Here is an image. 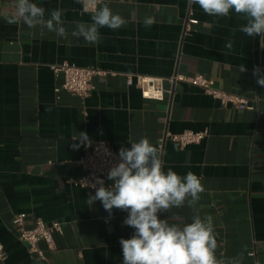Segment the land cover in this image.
I'll return each instance as SVG.
<instances>
[{
  "label": "crops",
  "instance_id": "crops-1",
  "mask_svg": "<svg viewBox=\"0 0 264 264\" xmlns=\"http://www.w3.org/2000/svg\"><path fill=\"white\" fill-rule=\"evenodd\" d=\"M34 2L46 18L52 9L65 10L68 38L6 22L2 14L14 13L13 0H0V241L8 254L0 264H122L119 241L134 229L123 223L127 212L113 209L110 216L100 201L89 205L90 195L75 185L86 142L81 132L117 152L147 137L158 147L164 171L193 172L205 189L194 206L186 201L160 218L190 223L197 212L211 215L218 259L243 252V264H264V86L254 75L255 68L264 74V37L240 32L246 21L234 11L212 17L191 0H104L127 23L101 28V39L90 44L71 35L73 21L90 22L83 3ZM146 17L154 19L151 26H145ZM190 18L198 23L188 29ZM64 62L107 75L94 77L85 99L56 93L64 80L51 66ZM127 75L163 78L170 92L162 101L145 99L136 84H127ZM177 75H203L254 109L223 106L200 87L173 83ZM185 131L207 136L182 147L170 135ZM19 213L27 214L28 226L37 218L62 223L57 248L41 244L47 263L19 240L13 224Z\"/></svg>",
  "mask_w": 264,
  "mask_h": 264
},
{
  "label": "clouds",
  "instance_id": "clouds-1",
  "mask_svg": "<svg viewBox=\"0 0 264 264\" xmlns=\"http://www.w3.org/2000/svg\"><path fill=\"white\" fill-rule=\"evenodd\" d=\"M78 2L84 3L85 0ZM191 3L199 5L212 17H228L234 11L246 21L239 27L240 32L248 37H264V0H191ZM87 4L95 6L90 13V22L73 21L72 36L95 44L101 39V28L117 30L126 25L125 18L114 13L104 0H87ZM87 4L85 12L89 11ZM13 6V14H2L6 22H22L28 28L42 26L57 37L68 38L64 9H52L46 18L45 8L34 0H13ZM153 23L152 17L144 20L145 26ZM232 46V40L225 44L228 49ZM254 75L257 83L264 86V74L259 68L254 69ZM78 135L88 141L87 133ZM128 143L131 147L121 146L119 162L107 173L112 185L105 187L104 180L97 178L91 185L95 194L86 200L91 206L100 201L110 216L113 209L128 213L123 223L133 228L134 233L119 241L122 264H243V252L228 260L217 258V233L211 215L201 217L197 212L190 223H170L169 217L160 218L161 212L181 208L186 201L189 206H194L205 190L202 177L193 172L182 176L171 168L164 171L159 149L147 137ZM73 147L78 146L74 144Z\"/></svg>",
  "mask_w": 264,
  "mask_h": 264
},
{
  "label": "built area",
  "instance_id": "built-area-1",
  "mask_svg": "<svg viewBox=\"0 0 264 264\" xmlns=\"http://www.w3.org/2000/svg\"><path fill=\"white\" fill-rule=\"evenodd\" d=\"M86 4L87 0L83 3V10ZM87 7L89 8L88 12H91L95 6L87 4ZM197 23L198 20L190 18L186 27L189 29ZM51 68L56 75H62L64 80L63 84L55 89V92L59 93L61 90H65L82 99L90 96L94 90L93 79L95 76L107 75L102 70L84 68L69 62L53 65ZM134 77L133 75H127V84H136L141 90L142 97L145 99L162 101L165 99L166 94L170 92L165 87L163 78L141 75L136 76V78ZM171 81L173 83L177 81L186 82L200 87L207 95L218 100L223 106L231 105L238 110L254 109V106L246 98L217 88L213 80L203 75H196L194 77L177 75L172 77ZM206 136L207 132L195 131H185L180 134L170 135L171 139L182 147L199 144ZM118 162V152L108 142L96 140L90 141L89 144L86 141L83 147V154L77 161L81 175L75 181V185L86 190L89 195L95 193V189L91 185L96 182L97 178L104 180L105 187L111 186L113 181L107 179V173ZM27 219L26 213L16 214L13 218V224L18 231V238L28 246L29 252L34 258L39 262L47 263L46 251L41 247V244H45L48 250L54 251L57 248L55 235L63 233V225L58 221L47 223L42 218H37L34 225L28 226ZM7 256L6 248L0 241V261H5Z\"/></svg>",
  "mask_w": 264,
  "mask_h": 264
}]
</instances>
